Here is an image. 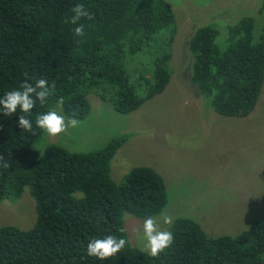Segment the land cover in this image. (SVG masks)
<instances>
[{
  "label": "trees",
  "instance_id": "trees-1",
  "mask_svg": "<svg viewBox=\"0 0 264 264\" xmlns=\"http://www.w3.org/2000/svg\"><path fill=\"white\" fill-rule=\"evenodd\" d=\"M76 4L94 15L80 21L83 37H74L75 26L65 22ZM225 19L193 25L185 45L192 61L187 76L218 115L245 117L264 81V28L254 42L251 17L221 30ZM175 34L166 0H0V98L26 79L34 84L44 78L52 90L30 114L0 112V157L7 162H0V204L18 200L29 188L36 212L30 230L0 227V264H264V220L235 237L209 238L193 220L177 218L168 230L174 244L159 258L133 248L123 215L154 217L166 206L167 193L162 178L147 167L113 183L110 162L126 135L87 153L58 145L40 156L33 152L44 134L36 117L60 96L64 117L82 121L91 111L90 94L127 115L163 93ZM20 115L32 120L34 134L18 128ZM109 234L123 236L124 249L103 262L88 257V242Z\"/></svg>",
  "mask_w": 264,
  "mask_h": 264
},
{
  "label": "rangeland",
  "instance_id": "rangeland-1",
  "mask_svg": "<svg viewBox=\"0 0 264 264\" xmlns=\"http://www.w3.org/2000/svg\"><path fill=\"white\" fill-rule=\"evenodd\" d=\"M166 2L174 14L176 34L169 63L171 78L164 92L127 115L116 113L111 104L90 94V114L79 126L52 140L43 134L33 152L40 156L46 147L58 145L69 152L87 153L126 135L128 140L110 162L115 185L122 184L133 168H150L166 188L167 204L161 213L172 221L193 220L209 238L235 237L253 222L264 220V81L250 114L220 116L189 83L192 61L185 45L195 23L225 16L222 25L223 21L218 22L221 30L251 17L253 40L258 41L264 28V0ZM218 44L224 49V41ZM161 213L154 217L162 230H169L171 225L163 223ZM35 220L29 188L18 200L0 204V227L27 231ZM143 221L123 215L129 244L140 251L142 244L136 235L142 231Z\"/></svg>",
  "mask_w": 264,
  "mask_h": 264
},
{
  "label": "clouds",
  "instance_id": "clouds-1",
  "mask_svg": "<svg viewBox=\"0 0 264 264\" xmlns=\"http://www.w3.org/2000/svg\"><path fill=\"white\" fill-rule=\"evenodd\" d=\"M72 15L66 18V23L74 25V37H83L85 35V25L80 23L82 19L93 20L94 15L87 10L85 5L76 4L71 9ZM78 42V41H77ZM49 82L40 78L35 83H29L27 79L22 82L18 89L8 91L0 98V112L4 116H13L17 110L21 113L30 114L31 110L36 106L37 101L43 105L51 94ZM64 97L60 96L56 99L54 107L46 113L36 117V127L39 128L49 140L55 139L62 133H66L70 128L79 126L80 121L75 117L67 120L60 111L63 109ZM17 126L22 131L33 133V122L26 118L25 115L18 116ZM0 162L7 166V162L0 157ZM160 219L165 225L172 224V217L166 213H161ZM138 244H142L141 250L147 253L153 259L160 257L174 244V235L171 231L162 230L157 218L148 216L143 221L142 231H138L136 235ZM128 241L123 236L109 234L101 239L90 240L86 247V255L99 261H106L115 257L120 253Z\"/></svg>",
  "mask_w": 264,
  "mask_h": 264
}]
</instances>
